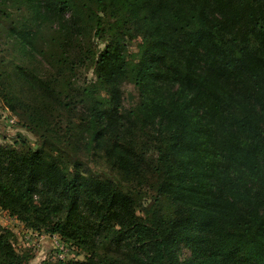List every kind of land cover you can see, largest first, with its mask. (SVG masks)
Wrapping results in <instances>:
<instances>
[{"label": "trees", "instance_id": "obj_1", "mask_svg": "<svg viewBox=\"0 0 264 264\" xmlns=\"http://www.w3.org/2000/svg\"><path fill=\"white\" fill-rule=\"evenodd\" d=\"M24 4L9 37L33 57L55 19L64 55L47 80L16 76L70 116L83 107L77 139L117 173L85 172L39 118L37 148L0 145V208L85 254L44 264H264V0ZM83 67L94 78L75 90ZM12 237L0 226V264H26Z\"/></svg>", "mask_w": 264, "mask_h": 264}, {"label": "rangeland", "instance_id": "obj_2", "mask_svg": "<svg viewBox=\"0 0 264 264\" xmlns=\"http://www.w3.org/2000/svg\"><path fill=\"white\" fill-rule=\"evenodd\" d=\"M22 9V11L20 10ZM28 17V10L24 0H0V145H13L15 141L25 139L33 148L41 143L37 129V118L47 122L61 142V149L71 151V145L79 148V155L85 163V172H93L105 178H115L117 173L112 170L101 153L97 151L87 152L82 146L80 135L84 129L83 118L85 110L78 106V109L70 116L64 109L56 106L53 99L46 97L42 92L30 88L26 83L16 76V66H23L25 70L34 72L36 75L47 80L51 75L58 74V59L64 55L62 49L52 46V38H59L60 31L55 19H51L42 26L43 38L38 43L35 56L30 57L15 40L9 37L12 22L22 21ZM90 38L86 46L96 51L103 50L105 45L101 39L88 31L85 34ZM131 51H136V42L128 41ZM77 44L74 41L73 47ZM85 43H83L84 45ZM78 54L73 51L70 56ZM89 70V71H87ZM94 69L79 70L73 78L74 88L78 89L87 81L94 78ZM75 90L73 92H75ZM124 106L128 108L132 101H137L138 93L132 85L124 87ZM75 102L77 103V95ZM48 102L49 105H48ZM40 111L43 112L40 114ZM31 119H35L32 123ZM21 136V138H20ZM73 137V139H71ZM78 138V139H77ZM83 137H81L82 139ZM147 202V200L145 201ZM0 226L12 233V242L16 251L26 258V264H44V262L56 263L60 256L66 260L84 261L83 251L74 249L70 244L63 242L58 237H50L44 232H36L22 221L13 217L8 211L0 208ZM37 233V235H33ZM43 236H45L43 238ZM55 239V240H54ZM184 255H188L184 252Z\"/></svg>", "mask_w": 264, "mask_h": 264}, {"label": "built area", "instance_id": "obj_3", "mask_svg": "<svg viewBox=\"0 0 264 264\" xmlns=\"http://www.w3.org/2000/svg\"><path fill=\"white\" fill-rule=\"evenodd\" d=\"M33 235H37V233H34ZM45 236H43V238H44ZM50 237H53V238H57L58 239V237L59 236H50ZM55 240V239H54ZM58 260H66V258L62 255V256H60V258L58 259Z\"/></svg>", "mask_w": 264, "mask_h": 264}]
</instances>
